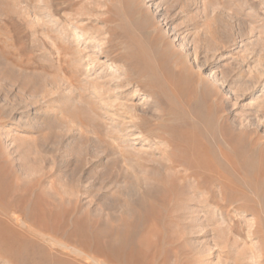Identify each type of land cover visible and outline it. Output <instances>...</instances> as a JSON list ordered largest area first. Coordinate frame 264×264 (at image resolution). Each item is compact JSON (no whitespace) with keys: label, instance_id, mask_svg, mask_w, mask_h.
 Masks as SVG:
<instances>
[{"label":"rangeland","instance_id":"obj_1","mask_svg":"<svg viewBox=\"0 0 264 264\" xmlns=\"http://www.w3.org/2000/svg\"><path fill=\"white\" fill-rule=\"evenodd\" d=\"M143 43L162 52L179 87L199 83L210 94L203 102L214 114L209 133L229 139L234 156L251 159L252 173L264 168V0H0V164L2 173L15 174L10 184L3 178L4 187L24 196L33 228L88 254L29 235L18 238L19 257L0 256V264H264V201L248 204L253 193L236 173L232 194L239 201L201 211L203 223L190 227L177 257L151 226L141 243L107 255L113 225L104 219L118 213L119 190L137 175L154 181L150 165L160 160L159 139H129L139 130L123 115L129 107L137 114L151 108L152 115L154 94L162 91L149 92L135 78L142 66L128 56ZM89 105L94 111L83 112V126L71 119ZM219 235L227 247L213 246Z\"/></svg>","mask_w":264,"mask_h":264},{"label":"bare ground","instance_id":"obj_2","mask_svg":"<svg viewBox=\"0 0 264 264\" xmlns=\"http://www.w3.org/2000/svg\"><path fill=\"white\" fill-rule=\"evenodd\" d=\"M132 52L128 56L129 62L131 64L138 62L142 68L136 73L137 76L134 74L129 75V79L136 76V79L138 78L144 82V86L147 87L149 92H156L160 89L162 91L161 93L154 94L155 96L152 99L156 102L155 108H152L155 109L153 114L157 118H154L155 116L152 117L153 114H150L151 116L148 114L151 112V108L149 109L148 107L141 109V114L136 113V108L129 107L123 110V115H127L131 119L132 125L130 128L133 127L139 130V132L137 131L138 133H134L131 136V133H128L127 136L129 135V139L140 137L147 138V140L149 137L152 140L159 139L154 144L157 146L161 144L158 147L161 153L157 165H150L152 166L151 169L157 171V173L155 172L157 177L154 181L151 179L152 181L148 182V177H146L148 180L143 178V180H139L137 175V178L134 177V184L131 183L129 188H126L127 190H123L120 187L121 190L118 192L119 197L115 198L114 204V209L116 212L118 210V213L110 211L104 219L107 222L106 224L113 225L111 232L108 233L107 246L110 245V250H108L107 255L118 257L124 249L128 247L130 249L134 244L141 243V234L145 230L143 228L151 226L157 228L154 233L157 240L163 236L170 245V250L176 256L178 251L181 252L185 248L184 242L186 241V234L190 231V227H197L198 225L200 227V224L203 223L200 218L201 211H204L210 205H212V208L214 206L222 211L229 208L236 201H239L238 197L232 194V188L234 187V180L231 179L232 174L236 173V175L238 174L244 178L247 188L253 193V196L247 203L250 204V201H252L251 205L254 207L259 205L260 207L264 201V187L262 189H258V187L264 184V168L260 165L258 167L260 171L252 173V170L249 168V166L253 165L251 159L245 158L243 154L234 156L233 145L229 139L225 138L224 142H222L219 139L221 137L218 138L215 134L209 133L214 114L211 113L213 110L212 106H208L207 102L203 103L210 94L200 90L199 83L185 89L179 87L180 75L170 74L161 63L163 58L162 52L152 54V49L146 43L139 45ZM178 66L179 64L176 63V67ZM136 93L137 90H131V96H134ZM163 99H170L173 101V104L161 101ZM93 111V106L89 105L86 108L78 109L77 112H72L70 117L72 120H78L83 126V112L92 113ZM20 117H13V122L19 121ZM85 118L87 120L90 119L89 117ZM166 120H170V122L167 123ZM20 122L17 123L18 126H21ZM126 127L121 130H126ZM130 128L128 127V130ZM9 132L10 129H6L5 133ZM118 147L116 146L117 149ZM123 147L126 148L125 146ZM120 153L122 157H126L123 150L120 149ZM129 159L127 160L128 162ZM3 170L0 164V256H4L7 262H9L10 258L19 257L23 243L18 238L30 235L33 238L42 237L46 240L48 239L70 253L85 256L84 259L88 258L87 251L85 253L80 247L77 248L75 247L76 245L65 244L63 243L64 241L62 242L60 239L33 228L32 225L35 221L34 212L28 211L27 207L29 206L25 204L24 196L15 194L11 190L12 185L8 188L9 190L4 187L6 186L4 180L6 179L5 181L10 184V180L15 174L13 172H9L8 174L7 171L2 173ZM4 177L6 178L3 179ZM219 195L220 202L215 199ZM198 198L201 203H192ZM242 205L239 204L236 207H241ZM27 220L30 222L29 224ZM218 234H221V232H218ZM226 237L222 235L215 236L214 241L216 244L213 246H218V249L227 247L229 243ZM16 243L17 247L15 246ZM8 244L14 248L9 247ZM236 245L237 243H234V246ZM233 262V264H239V262H242V258H235ZM95 263L98 264L96 261Z\"/></svg>","mask_w":264,"mask_h":264}]
</instances>
